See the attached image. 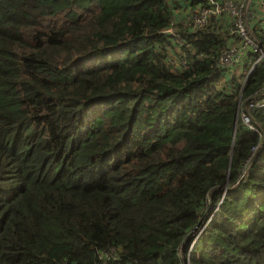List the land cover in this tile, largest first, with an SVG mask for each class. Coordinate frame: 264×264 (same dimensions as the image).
I'll return each instance as SVG.
<instances>
[{"label": "trees", "instance_id": "16d2710c", "mask_svg": "<svg viewBox=\"0 0 264 264\" xmlns=\"http://www.w3.org/2000/svg\"><path fill=\"white\" fill-rule=\"evenodd\" d=\"M208 3L0 0V264H264V60Z\"/></svg>", "mask_w": 264, "mask_h": 264}, {"label": "built area", "instance_id": "2783aa9c", "mask_svg": "<svg viewBox=\"0 0 264 264\" xmlns=\"http://www.w3.org/2000/svg\"><path fill=\"white\" fill-rule=\"evenodd\" d=\"M255 6V7H254ZM258 11L264 15V0H209L208 5L197 7L188 19V23L193 29L204 27L212 16H227L231 21L229 28L233 38L238 41L233 43L227 50L223 51L219 57L218 65L233 66L241 63L244 54L251 50L256 55V59L250 66L247 75L250 73L254 65L264 60V46L257 36L253 33L252 28V11ZM165 29L163 33L173 34V24ZM175 65L185 64L183 57L179 61L172 62ZM264 104V85L258 90L257 95L244 105L241 113V119L250 129L255 130L251 123L249 110L260 107ZM191 246L189 248V251Z\"/></svg>", "mask_w": 264, "mask_h": 264}, {"label": "clouds", "instance_id": "9594fccd", "mask_svg": "<svg viewBox=\"0 0 264 264\" xmlns=\"http://www.w3.org/2000/svg\"><path fill=\"white\" fill-rule=\"evenodd\" d=\"M193 244V243H192ZM192 244L190 246H192ZM190 248V247H189ZM191 250V249H190Z\"/></svg>", "mask_w": 264, "mask_h": 264}]
</instances>
